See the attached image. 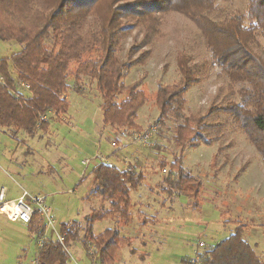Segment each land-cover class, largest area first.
Listing matches in <instances>:
<instances>
[{
	"label": "rangeland",
	"instance_id": "374dc122",
	"mask_svg": "<svg viewBox=\"0 0 264 264\" xmlns=\"http://www.w3.org/2000/svg\"><path fill=\"white\" fill-rule=\"evenodd\" d=\"M152 17L159 22L156 31L131 30L121 42L126 51L119 56L126 58L131 49L130 60L138 59L124 85L137 84L145 95L136 121L141 130L120 133L104 127L95 84L83 79L80 94L68 93V112L58 120L50 119L47 132L29 137L0 128V190L8 198L23 191L45 197L58 233L63 224H79L77 241L69 242L68 264H199L198 254L241 224L246 226L243 237L264 262V161L224 112L228 103H237V88L226 89L224 78L209 63L194 23L174 12ZM20 49L16 42H0V60ZM180 63L196 81L183 95V115L191 119L213 112L205 120L212 127L207 131L210 144L198 142L183 155V167L203 182V199L197 207L186 197L166 194L161 181L168 168L157 167L159 160L170 162L177 152L173 125L160 129L157 122L156 99L159 88L171 91L178 83ZM100 163L145 176L131 193V223L111 216L91 227L95 237L110 230L103 243L111 231L118 232L114 255H109L110 250L105 259L101 257L105 263L81 245L89 233L85 217L91 210H110L107 200L90 192V173ZM226 210L230 223L224 225L221 214ZM49 239L56 240L50 230L38 238L27 225L0 214V264H37L39 245Z\"/></svg>",
	"mask_w": 264,
	"mask_h": 264
},
{
	"label": "trees",
	"instance_id": "16d2710c",
	"mask_svg": "<svg viewBox=\"0 0 264 264\" xmlns=\"http://www.w3.org/2000/svg\"><path fill=\"white\" fill-rule=\"evenodd\" d=\"M168 12L194 23L209 63L224 78L226 89L235 92L237 88V103H228L224 112L264 161V0H0V42H16L21 47L17 54L0 60V128L29 137L47 132L50 119L58 120L68 112V93L80 94L79 85L87 79L99 94L104 127L120 133L140 131L137 113L145 95L137 84L124 85L138 59L130 60L131 49L121 59L126 51L121 42L135 28L155 32L159 22L152 16ZM178 72V83L171 91L159 88L156 99L157 122L160 129L173 125L177 152L170 162L159 160L157 167L168 168L161 181L165 193L186 197L197 207L203 199V182L183 167V155L198 142H207L212 127L205 120L213 112L191 119L183 115V95L196 81L182 63ZM19 84L28 86V93H22L25 90ZM90 177L91 194L107 200L110 210H91L85 217L89 233L81 245L88 252L91 248L105 263L101 257L105 259L110 250L109 255H114L118 232L111 231L110 239L103 243L110 230L95 237L91 227L111 216H122L126 225L131 223V193L145 176L100 163ZM229 214L228 210L221 214L224 225L230 223L226 220ZM27 226L38 238L44 233L38 217ZM245 228L235 226L228 237L198 254L199 264H264L243 237ZM80 232L76 222L61 225L63 244L43 241L36 263L68 264L69 245Z\"/></svg>",
	"mask_w": 264,
	"mask_h": 264
},
{
	"label": "built area",
	"instance_id": "2783aa9c",
	"mask_svg": "<svg viewBox=\"0 0 264 264\" xmlns=\"http://www.w3.org/2000/svg\"><path fill=\"white\" fill-rule=\"evenodd\" d=\"M20 88L29 90V87L19 84ZM0 214L10 222H20L28 225L34 217L44 224V231H51V236L63 244V235L54 229V221L50 215V209L46 206V199L43 196H31L25 191L14 199L6 196L4 189L0 190Z\"/></svg>",
	"mask_w": 264,
	"mask_h": 264
},
{
	"label": "crops",
	"instance_id": "0c3cea01",
	"mask_svg": "<svg viewBox=\"0 0 264 264\" xmlns=\"http://www.w3.org/2000/svg\"><path fill=\"white\" fill-rule=\"evenodd\" d=\"M6 196H7V193H6ZM18 196H19V195H17L16 197H18ZM7 197H8V196H7ZM16 197H14V198H16ZM14 198L11 197L10 199H14Z\"/></svg>",
	"mask_w": 264,
	"mask_h": 264
}]
</instances>
